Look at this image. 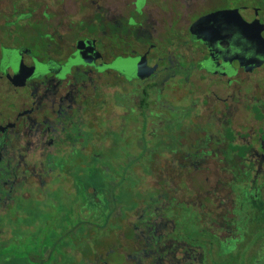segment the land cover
Instances as JSON below:
<instances>
[{"label": "flooded vegetation", "instance_id": "1", "mask_svg": "<svg viewBox=\"0 0 264 264\" xmlns=\"http://www.w3.org/2000/svg\"><path fill=\"white\" fill-rule=\"evenodd\" d=\"M0 264H264V0H0Z\"/></svg>", "mask_w": 264, "mask_h": 264}, {"label": "rangeland", "instance_id": "2", "mask_svg": "<svg viewBox=\"0 0 264 264\" xmlns=\"http://www.w3.org/2000/svg\"><path fill=\"white\" fill-rule=\"evenodd\" d=\"M223 34H224V36H228L227 35V32H225V31H224ZM127 67H128V69H127V74L126 75H127V79L128 80L131 81L133 79V76H137V74L139 76H142L143 75V74L138 73V72L135 73V71L133 70V65L130 62L128 63ZM120 146L118 148V151L112 152V153L109 154V156L113 159L114 162L115 161H118V160H124V159L127 158V152L124 151L123 144H121ZM157 162H158L157 166H159V164H160L161 161L158 160ZM157 171H158V168H157ZM158 180H159V177L158 176L157 177L156 176H152V177H150V176H148V177L144 176L143 180L140 183L141 185L139 186V189L141 191H143V192H145V191L146 192H148V191L151 192V190L158 191V188H159L158 183H157ZM133 181H134V179H133ZM189 186L192 187V184H189ZM187 194H188V192H187ZM55 197L59 198L60 197V194L57 193V195H55ZM106 241H107L106 248L108 246H111L114 242L117 243L116 244L117 247H119V245H118L119 243H121L122 245H126V246L129 245L127 243H131V240H129L128 239V236H126L125 234L112 235V236H110V238H107ZM106 248H104V249H106ZM102 251L104 252V250H102ZM132 251L133 250H131V252Z\"/></svg>", "mask_w": 264, "mask_h": 264}]
</instances>
